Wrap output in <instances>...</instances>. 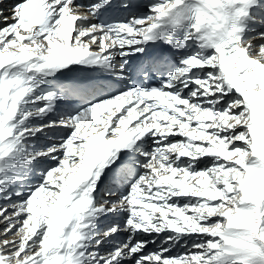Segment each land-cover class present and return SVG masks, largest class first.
Returning <instances> with one entry per match:
<instances>
[{
	"label": "snow or ice",
	"instance_id": "obj_1",
	"mask_svg": "<svg viewBox=\"0 0 264 264\" xmlns=\"http://www.w3.org/2000/svg\"><path fill=\"white\" fill-rule=\"evenodd\" d=\"M0 221V264H264V0H0Z\"/></svg>",
	"mask_w": 264,
	"mask_h": 264
},
{
	"label": "bare ground",
	"instance_id": "obj_2",
	"mask_svg": "<svg viewBox=\"0 0 264 264\" xmlns=\"http://www.w3.org/2000/svg\"><path fill=\"white\" fill-rule=\"evenodd\" d=\"M15 2H18V0H5V3L7 4H12V3H15ZM78 2H82V3H94L95 0H78ZM103 10V9H101ZM100 13V12H99ZM99 13L97 14V19L92 21L93 23H98L99 22V18H98V15ZM120 16H121V19H125L129 16V14L127 12H120ZM87 23V21H85ZM119 59V58H118ZM57 75H60L59 72H57ZM69 74H67L66 76L61 77L62 79H80V80H83V76L84 75H87L90 79H94V80H97L99 81L101 84H104V85H107L106 87H101V89L105 88V89H109V85H112L113 82H114V79L116 80V77L111 75L110 72L108 71H82L81 73V76H68ZM40 79H45V78H42V77H38ZM46 87H42V84H41V89H46L49 85L47 83H44ZM77 102L76 99H73L71 101H69V103H72V104H75ZM39 121H34V123H38ZM57 134H63L62 131H58ZM43 139V140H42ZM45 137L44 136H41L39 134H37V137L34 138L35 140V143L37 144V146H41L43 145L46 140H44ZM118 161V160H117ZM117 161L115 164L112 165V168L115 169L117 168ZM106 173V171H105ZM109 177L111 178L110 181H115V183H113L112 185H115L117 187H124L125 186V181L127 180L128 182L131 181L133 178L128 176V173L123 170V169H120L114 173H109V174H106V177ZM130 184V183H129ZM120 238H123V237H120ZM115 243V241H113ZM155 245H150V248H154Z\"/></svg>",
	"mask_w": 264,
	"mask_h": 264
},
{
	"label": "rangeland",
	"instance_id": "obj_3",
	"mask_svg": "<svg viewBox=\"0 0 264 264\" xmlns=\"http://www.w3.org/2000/svg\"><path fill=\"white\" fill-rule=\"evenodd\" d=\"M43 140V139H42ZM45 140V139H44ZM39 147V146H38ZM128 176H129V174H128ZM30 182H32V183H34L35 181L34 180H32V181H30ZM110 183V182H109ZM109 183H107V184H109ZM113 183H115L116 184V182L114 181ZM129 183H131V181H129ZM109 185H111V184H109ZM0 225H2V221H0ZM112 243H114V242H112Z\"/></svg>",
	"mask_w": 264,
	"mask_h": 264
}]
</instances>
